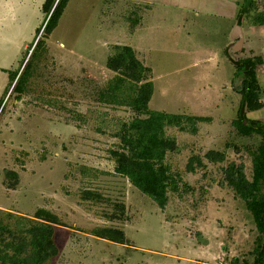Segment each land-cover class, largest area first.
<instances>
[{"label":"rangeland","instance_id":"obj_1","mask_svg":"<svg viewBox=\"0 0 264 264\" xmlns=\"http://www.w3.org/2000/svg\"><path fill=\"white\" fill-rule=\"evenodd\" d=\"M240 1L119 0L116 6V2L107 4L103 0H70L67 12L44 37L45 44L32 58L28 46L35 29L42 26L44 14L37 11L26 18L30 24L22 27V33L15 38V52L0 54V70H18L24 58L23 66L29 60L31 69L35 68L26 93L16 104L19 108L14 105L16 93L9 86L0 106V149L11 143L10 134L14 138L29 137L21 138V147L12 154L4 156L0 150V167L5 161V165L18 166L20 172L18 186L8 194L0 172V203L25 214L44 206L62 217L64 225L57 226L55 234L59 253L45 264H194L190 260L211 261L230 250V245H234V254L240 260H252L257 235L252 216L230 189L211 187L221 177L217 168L211 167V178L206 179L210 186L205 192L199 188V171L185 174L194 189L182 196L172 195L164 210L126 179L112 175L113 163L107 148L114 142L115 120L130 118L131 111L126 106L113 107L96 99L98 90L113 75L105 67L112 46L131 45L151 70L155 87L150 107L211 117V122L199 124L195 136L169 129L184 145L169 158L172 164L183 172L191 154L208 148L225 149L224 143L229 141L237 147L227 148L226 155L243 160L249 175L251 162L244 145L254 148L260 136L237 135L230 123L236 116L242 79L241 74L235 76L230 57H264L260 43L264 42V25L252 24L254 14L264 12V0H257V9L244 13L238 24ZM110 5L117 10L115 22L109 19ZM131 13L140 16L132 33L128 30L130 21L125 19ZM238 25L244 36L243 51L231 50L227 54L225 49L232 43L231 35ZM4 75L7 84V72ZM257 77L264 101V59L257 68ZM48 100L54 107L48 106ZM67 108L83 112L87 116L85 123L71 120ZM13 110L23 120L3 125ZM247 116L264 123V106L248 111ZM81 164L110 173L82 180L78 171ZM84 184L98 187L111 200H123L131 221L121 225L107 220L104 212L112 210L109 202L92 205L82 201L79 190ZM201 205L206 209L200 211ZM197 210L198 216H207L203 225L209 230L203 237L196 232L190 234L187 228L195 226L193 215ZM0 220L7 221L1 212ZM9 222L13 226L12 220ZM110 224L125 226L131 244L105 243L87 234L94 226ZM233 226H243V230L238 234ZM221 237L220 242L217 238Z\"/></svg>","mask_w":264,"mask_h":264},{"label":"trees","instance_id":"obj_2","mask_svg":"<svg viewBox=\"0 0 264 264\" xmlns=\"http://www.w3.org/2000/svg\"><path fill=\"white\" fill-rule=\"evenodd\" d=\"M68 1L43 2L44 22L36 29L35 40L28 47V53L31 50L30 58L39 47H43L44 37L54 30ZM237 5L236 18L241 13L255 11L257 0H241ZM127 15L126 19L130 21L128 28L132 31L134 24L139 22L140 16L138 18L133 13ZM252 24L264 25V12H256ZM42 33L44 34L41 38ZM111 50L106 58L105 67L112 71L113 75L98 90L96 99L113 107L126 106L131 111L130 118L115 120L116 130L112 132L114 142L107 148L108 157L113 163L112 175L126 179L131 186L150 197L161 210H164L172 195L182 196L183 193L194 189V185L184 177L185 174H195L199 171L202 179L199 188L201 192H205L210 186V183H206V179L211 178L209 174L211 167L217 168L221 177L215 182L216 185L227 187L233 197L243 202L252 216L257 232L252 260H240L234 255L225 256L224 263L264 264V130L257 126L261 123L259 120L247 116L248 111L264 106L261 98L262 88L256 70V66L263 63V58L258 55L247 56L234 62V74L235 76L241 74L242 79L236 116L230 123L237 135L260 136L254 148L244 145L251 162L250 174L246 173L243 160L229 159L226 155L227 148L237 147L235 143L229 141H225V149L208 148L201 153L191 154L182 172L169 158L179 152L184 145L181 146L178 137L169 133V129L174 128L179 132L196 135L199 124L210 122L211 117L168 112L150 107L155 87L150 78V67L144 64L131 45L114 44ZM25 60L26 58L23 59L18 70H6L9 76L7 87L9 86L8 89L16 93L17 100L26 93L27 85L35 71V68L31 69L29 60L23 66ZM7 87L4 96L7 95ZM4 96L0 99V106ZM47 103L48 106L54 107L49 100ZM67 112L73 121L85 123L87 119L81 111L76 112L67 108ZM78 171L81 179L86 181L94 180L98 174L110 173L85 164L79 165ZM5 176L4 182L8 188H14L19 183V176L15 171L5 170ZM79 191L80 199L92 205H99L102 202L111 203L112 210L104 212L107 220L118 221L121 225L125 221H131L132 215L123 200H111L98 187H88L85 184ZM0 212L7 217L5 222L0 220V264H45L58 255L59 249L55 241L56 227L64 224L62 217L54 210L40 206L31 214L2 210ZM9 220H12L13 226L10 225ZM87 233L118 243L128 241L123 229L111 224L95 226Z\"/></svg>","mask_w":264,"mask_h":264},{"label":"crops","instance_id":"obj_3","mask_svg":"<svg viewBox=\"0 0 264 264\" xmlns=\"http://www.w3.org/2000/svg\"><path fill=\"white\" fill-rule=\"evenodd\" d=\"M44 1L45 0H0V54H2L3 52H6V51L9 54H12V51L15 52L14 43L17 42V40L15 38L18 37L20 35V33H22V31H21V29H23L22 27L28 26L30 24L29 22H26V18L27 17L29 18L30 15H35L37 11H42V4H43ZM69 1H68L67 5L65 7V9H64V11H63L60 19L67 12V9H68L67 7H68V4H69ZM103 2L104 3H107V4L108 3H114V2H116V6H117V4L119 3V0H103ZM111 5L109 7V12H110L109 19L114 20V22H115V20H117V18H116L117 17V10H116L115 7H112ZM126 10L127 9H125V11ZM126 16L127 15H125V19H126ZM44 17H45V14H44ZM60 19H59V21H60ZM59 21H58V23H59ZM58 23H57V25H58ZM110 27L111 28H113V27L115 28V26L112 25V24H110ZM24 28H26V27H24ZM128 30H129L130 33H132V31L130 29H128ZM252 31L255 32V28H252ZM34 34L36 35V29H35ZM35 35H34L33 41L31 43L34 42ZM103 43H108V42L104 41ZM260 43H261V45L263 47L264 46V42H260ZM243 47H244V43H243ZM243 47H242V49L240 51H243ZM229 51H231L230 48H228L227 51L225 49V52L227 54L229 53ZM257 55L258 56H261L264 59V57L262 55H260V54H251L250 56H257ZM236 59H239V58H236ZM262 64L263 63L258 64L256 66V70ZM3 69H6L7 70V68H3ZM6 70H0V99L2 98V96H4L5 88H6L7 84L9 83V76H8V72ZM6 72H7V76H8L7 84H6V81H5L6 79H5V75H4V73H6ZM21 100H22V98L19 99V100L15 99L16 103L14 102V105L17 108H19V106H17L16 104H17V102H20ZM12 105H13V103H12ZM0 116H1V114H0ZM28 116H30V115H28ZM24 119H26V118H24ZM15 120H17L18 122H20L23 119L20 118L19 115L16 114V111L13 110L12 117L10 116L8 119L4 120L2 123H3V125H5V123H6L7 126H8L9 122L15 121ZM1 127H2V125L0 126V129H1ZM8 128H9V131L11 133H13V130L14 129L11 127V125ZM10 135L11 136H9L8 138H10V142L11 143L5 144L6 147L3 148V150L0 149V150H2V153L1 154H3L4 156H7L8 154L14 153V151L16 149H19L21 147L20 146V139L21 138L23 140L24 139L26 140V139L29 138V137H25V138L24 137H21L20 138L19 136L17 138H14L13 134H10ZM178 139L180 141V137H178ZM28 144H30V142H28ZM28 147H30V146H28ZM18 169H19V167L16 166V165L14 166V164L5 165V161H4V163L0 167V172H1L2 176H3L2 186H4L5 193H7V194L10 193L11 191H13V189H15L18 186L19 183L14 188H8L6 186V184H5V182H4L6 180L5 170L15 171L18 174L19 179H20V172L18 171ZM214 186L215 187H218V185H213L211 187L213 188ZM219 187H222V186H219ZM205 197H207V195ZM205 203L207 204L208 202L205 201ZM179 204H180V202H179ZM201 208L206 209L205 205H204V207L203 206L202 207H199V210L200 211H202ZM177 209H176V214L179 215L180 211H179V209L178 210ZM0 210H2V211H11V212H14V213H21L20 211L13 209L11 206L5 205V204H2V203H0ZM192 210H194V209H192ZM193 216H194V220H195V226H187L188 231H190V234H193L194 232H196V234L198 236L200 235V237H203L204 232H207V230H209V226L203 225V224L206 223L205 220L207 219L206 218L207 216L206 215H203V216H200L199 215L198 216V210L195 212V214ZM167 217L168 216H166L165 219H167ZM129 222L130 221H125L123 224L125 225V224H127ZM118 227H120L121 229H123V231L125 233V237L128 240L127 243H119V244L130 245L131 244V240H130V238L128 237V235L126 233V230L124 228L125 226H118ZM242 227L243 226H236V227L233 226V230L234 229L237 230V232H239L238 234H240L241 233L240 230H243ZM87 234L90 235L91 237L93 236L94 238L99 239L100 241L103 240L105 243H107V242L108 243L109 242L118 243V242H114V241H110V240H106V239H102V238L96 237V236H94V235H92L90 233H87ZM224 238H225V235H224ZM217 239H218V241L223 240L222 237L220 239L219 238H217ZM241 239H244V238H241ZM206 242L208 244L209 240L206 239ZM233 246L234 245H230V247H231L230 250H226L225 252L223 251L224 254H220L219 256L214 257L211 261H209L208 259H205V258H201V259H197V260H194V261L193 260H190V262L191 263H194V264H216L218 262L217 261V258L220 260V259H223V257H225V256H234L235 255L234 254V251H233V248H234Z\"/></svg>","mask_w":264,"mask_h":264},{"label":"water","instance_id":"obj_4","mask_svg":"<svg viewBox=\"0 0 264 264\" xmlns=\"http://www.w3.org/2000/svg\"><path fill=\"white\" fill-rule=\"evenodd\" d=\"M242 16H243V13H241L240 16L237 17L238 24H240V21L242 20ZM231 37H232V43L228 46V48H230L233 52H239L242 49L243 43H244V36L241 30V27L239 25L234 29ZM228 48H226V51ZM230 59L233 64L236 60H238V59H233L231 57ZM257 126H259L260 128L264 130V123L261 122Z\"/></svg>","mask_w":264,"mask_h":264},{"label":"built area","instance_id":"obj_5","mask_svg":"<svg viewBox=\"0 0 264 264\" xmlns=\"http://www.w3.org/2000/svg\"><path fill=\"white\" fill-rule=\"evenodd\" d=\"M5 100V99H4ZM216 264H225L223 259L218 260Z\"/></svg>","mask_w":264,"mask_h":264}]
</instances>
